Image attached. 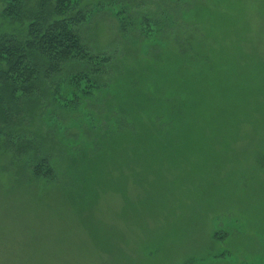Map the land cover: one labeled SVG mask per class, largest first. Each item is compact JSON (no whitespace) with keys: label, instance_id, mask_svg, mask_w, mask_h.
Instances as JSON below:
<instances>
[{"label":"rangeland","instance_id":"rangeland-1","mask_svg":"<svg viewBox=\"0 0 264 264\" xmlns=\"http://www.w3.org/2000/svg\"><path fill=\"white\" fill-rule=\"evenodd\" d=\"M97 1L105 0H90ZM180 3L132 0L131 7L168 8L174 24L167 21L163 39L190 36L194 45L202 40L212 49L210 65L197 72L207 88L198 99L223 104L219 125L208 111V124L190 117L168 124L173 133L165 136L143 119L153 139L90 143L104 157L89 150L86 159L72 160L70 141L85 147L82 131L100 141L111 127L104 117L121 114L113 90L98 82L85 99L63 73L55 76L54 95L46 84L44 95L54 100L18 94L16 132L0 134V264H264V0H195L206 6L195 13L196 24L190 14L189 24L178 15ZM201 23L195 36L191 31ZM24 30L0 15V37ZM76 33L90 59L65 72L91 66L109 83L123 69L146 64L138 32L124 37L108 10L94 13ZM176 49L173 42L168 51ZM73 94L75 105L65 107ZM229 99L241 103L228 106ZM25 100L37 103L30 116ZM36 165L43 169L39 175Z\"/></svg>","mask_w":264,"mask_h":264},{"label":"trees","instance_id":"trees-1","mask_svg":"<svg viewBox=\"0 0 264 264\" xmlns=\"http://www.w3.org/2000/svg\"><path fill=\"white\" fill-rule=\"evenodd\" d=\"M169 1H175L176 6L181 2L176 12L182 18H185L186 24L189 20L186 17L189 14L191 16L190 20L193 21L192 24H196L199 18H195V13L200 14L203 8L206 7L195 5V0ZM131 3L132 0H105L94 3L90 0H0L2 20L18 21L25 27L23 34L0 37V124L3 125L0 127V134L10 137L11 134L16 132L14 126L12 127L15 124L13 117H16L22 110L15 106L18 94H22L29 99L32 93H38L39 98L47 96L52 100L53 96L47 95L48 93L44 95V92H47L45 89L46 84L52 85L53 93L58 86L57 83H54L55 76L57 78L59 74L63 75V73H67L68 81L74 90L78 89L79 92L76 91V94L78 93L85 99L92 95L94 88L98 89L96 87L98 82L101 85H106L108 93L111 90L114 91L111 92L112 98L114 102L119 101L117 107L118 112L121 113H118L116 118L113 117V114L110 115L112 117H104L105 121H109L108 125L111 127L101 132L100 141H96L97 134L90 136L84 131L79 134V137L86 136L83 141L85 147L78 146L82 142L79 143L77 137H75L77 142L70 141L69 145L74 143L75 149V157L73 156L72 160L86 159L84 157L89 150H93L92 156L104 157L103 149H99L100 152L95 150L93 148L94 143L100 144L102 142L103 146L106 143L113 142L119 145L121 144L120 141L123 140H139L141 142L145 139H153L154 134L147 129L143 119L153 125L154 129L158 127L159 134L165 136H167L166 133H173V129H169L168 124L175 125L179 121L184 123L190 117L194 121L203 119L202 121L207 123L204 120V113L208 111H214L218 115L217 125H219L223 114L220 107L223 104H211V101L207 98L210 103L205 101L202 105L204 100L199 101L198 99L202 97L201 94L206 92L207 88L197 72L210 65L209 59H211L212 49H205V43L202 40L194 45L195 41L190 36L184 42L179 41L177 37L166 41L162 37L169 29L166 26L167 21L172 22V14H170L169 9L161 8V5L158 4L156 10L134 12ZM101 9L108 10L111 15H114L118 23V30L124 37L138 32L141 46L145 45V47H142L141 53L145 55L144 63L146 64L138 70L123 69L125 70L124 75L122 73L117 74L109 83L104 82L98 75H95L99 71L98 68L95 69L89 66L88 70L80 71L78 74H71L70 70L65 72L64 69L69 65H80L86 58L90 59L81 45L76 30L77 27L85 24L92 18L94 13ZM222 9V5H220V10ZM222 13L220 12V14ZM230 16L235 26V16L232 12ZM207 17V19L210 18ZM221 18L224 19L227 16L223 15ZM173 24L172 22L171 26ZM201 25L202 23L198 26L195 25L194 29L196 30L191 31L192 34L196 36ZM173 42L176 44L178 51L170 53L168 49ZM153 48H156L155 53L152 51ZM223 62H225V68L227 65L232 64L230 59ZM212 67L214 68V65ZM167 68L170 69L169 72L167 70L166 76H162L161 71ZM216 69L219 68L216 67ZM158 74L163 78L164 83L160 82ZM76 94L69 96L67 99L69 103H65V107L70 104L75 105ZM229 100L228 106L234 107L235 104L241 103L236 99ZM30 104L31 106L28 108ZM32 104L36 105L37 103L29 101L25 104V111H28L26 113L28 116H30ZM208 105L212 108L208 109L206 107ZM149 106L151 108H148ZM236 108L238 110L242 108L243 111L247 107L240 105ZM20 120L18 119L19 122ZM16 136L20 138L21 135ZM90 143H93L91 147H89ZM69 145L66 144L65 146L64 144L65 149ZM81 148H85V150ZM65 152L70 156L72 155L70 149ZM36 166L34 173L39 175L43 169L40 165ZM44 168H47L45 173L49 175L48 167Z\"/></svg>","mask_w":264,"mask_h":264}]
</instances>
